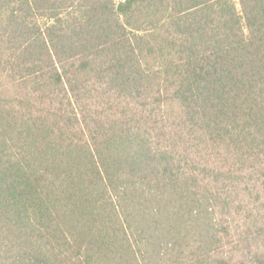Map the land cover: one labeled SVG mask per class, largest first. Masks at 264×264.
Returning a JSON list of instances; mask_svg holds the SVG:
<instances>
[{"label": "trees", "instance_id": "16d2710c", "mask_svg": "<svg viewBox=\"0 0 264 264\" xmlns=\"http://www.w3.org/2000/svg\"><path fill=\"white\" fill-rule=\"evenodd\" d=\"M0 264H264V0H0Z\"/></svg>", "mask_w": 264, "mask_h": 264}]
</instances>
